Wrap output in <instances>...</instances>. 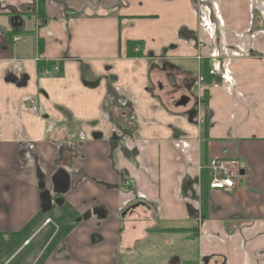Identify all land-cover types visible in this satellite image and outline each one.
I'll return each mask as SVG.
<instances>
[{"label": "crops", "instance_id": "obj_1", "mask_svg": "<svg viewBox=\"0 0 264 264\" xmlns=\"http://www.w3.org/2000/svg\"><path fill=\"white\" fill-rule=\"evenodd\" d=\"M2 171L0 264H264V0H0Z\"/></svg>", "mask_w": 264, "mask_h": 264}, {"label": "built area", "instance_id": "obj_2", "mask_svg": "<svg viewBox=\"0 0 264 264\" xmlns=\"http://www.w3.org/2000/svg\"><path fill=\"white\" fill-rule=\"evenodd\" d=\"M59 72L57 65L52 66L50 69H45L40 77H52ZM210 81L205 85L212 89L220 87L218 81V74L214 70L208 71ZM205 170L210 176L208 182V189L215 191H232L239 187L240 182H247L248 175L246 170L241 168L238 161L225 158H210L205 166ZM48 221V220H47Z\"/></svg>", "mask_w": 264, "mask_h": 264}, {"label": "trees", "instance_id": "obj_3", "mask_svg": "<svg viewBox=\"0 0 264 264\" xmlns=\"http://www.w3.org/2000/svg\"><path fill=\"white\" fill-rule=\"evenodd\" d=\"M43 4H44V0H37V8H38V15L42 18L43 17ZM138 44L136 43H132V42H129L127 44V49H128V52H129V56H132V50L135 48V46H137ZM134 55V54H133ZM53 66V63L52 62H43V61H38L36 63V71H37V74L41 75V73L43 72V70L45 69H50L51 67ZM59 67V74L62 73V69H61V66H58ZM207 79L209 80V76H207ZM209 82V81H208ZM206 99V98H205ZM203 105H204V108H205V117L203 119V124L204 126L206 125V122H207V118H206V114H207V108H206V102L204 103L203 101ZM206 128V126L204 127Z\"/></svg>", "mask_w": 264, "mask_h": 264}, {"label": "rangeland", "instance_id": "obj_4", "mask_svg": "<svg viewBox=\"0 0 264 264\" xmlns=\"http://www.w3.org/2000/svg\"><path fill=\"white\" fill-rule=\"evenodd\" d=\"M192 101H193V104H194V102L196 101V99H194V97L192 98ZM7 185V183H6V181L4 180V171H2L1 173H0V187H2V186H6ZM6 195V194H5ZM45 211H47V210H44L43 212H41V214L42 213H45ZM39 214H40V212H39ZM41 219H42V217H41ZM38 221H40V219H38V220H36V221H33V223H37ZM55 222V221H54ZM39 226V225H38ZM37 226V227H38ZM37 227H35V228H32V229H36ZM48 232H50V238L48 239V242H47V245L51 242V244H56V240H54L53 241V239H55V237H56V228L55 227H53L52 226V229L50 228V230L48 229V228H39L38 229V231L36 232V235H37V237H38V239L40 238V237H42L43 235H46Z\"/></svg>", "mask_w": 264, "mask_h": 264}, {"label": "water", "instance_id": "obj_5", "mask_svg": "<svg viewBox=\"0 0 264 264\" xmlns=\"http://www.w3.org/2000/svg\"><path fill=\"white\" fill-rule=\"evenodd\" d=\"M188 101V98H183L182 100H180L179 105H185Z\"/></svg>", "mask_w": 264, "mask_h": 264}, {"label": "flooded vegetation", "instance_id": "obj_6", "mask_svg": "<svg viewBox=\"0 0 264 264\" xmlns=\"http://www.w3.org/2000/svg\"><path fill=\"white\" fill-rule=\"evenodd\" d=\"M202 104H203V103H202ZM202 107H203V105H202ZM47 222H49V220H48V221H46V223H47Z\"/></svg>", "mask_w": 264, "mask_h": 264}, {"label": "bare ground", "instance_id": "obj_7", "mask_svg": "<svg viewBox=\"0 0 264 264\" xmlns=\"http://www.w3.org/2000/svg\"><path fill=\"white\" fill-rule=\"evenodd\" d=\"M47 224H48V222H47Z\"/></svg>", "mask_w": 264, "mask_h": 264}]
</instances>
